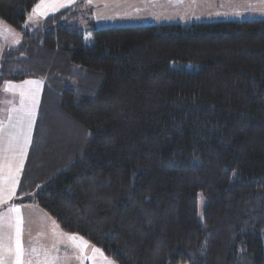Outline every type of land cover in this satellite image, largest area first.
Here are the masks:
<instances>
[{
	"label": "trees",
	"instance_id": "obj_1",
	"mask_svg": "<svg viewBox=\"0 0 264 264\" xmlns=\"http://www.w3.org/2000/svg\"><path fill=\"white\" fill-rule=\"evenodd\" d=\"M38 2L0 0V85L44 83L16 203L115 264H264V19L90 26L87 48L73 8L24 29Z\"/></svg>",
	"mask_w": 264,
	"mask_h": 264
},
{
	"label": "rangeland",
	"instance_id": "obj_2",
	"mask_svg": "<svg viewBox=\"0 0 264 264\" xmlns=\"http://www.w3.org/2000/svg\"><path fill=\"white\" fill-rule=\"evenodd\" d=\"M66 8L78 10L77 19L67 24L78 26L84 32L83 44L87 48L94 44L93 36L86 32L90 26L106 28L176 23L185 25L264 19V0H73V3L59 10ZM59 10L48 8L46 16H36L31 21L28 15L22 26L32 31L45 17ZM20 43V32L0 20V55L5 49L15 48ZM205 204V199L199 194L197 216L200 221ZM261 233L264 237V229Z\"/></svg>",
	"mask_w": 264,
	"mask_h": 264
},
{
	"label": "snow or ice",
	"instance_id": "obj_3",
	"mask_svg": "<svg viewBox=\"0 0 264 264\" xmlns=\"http://www.w3.org/2000/svg\"><path fill=\"white\" fill-rule=\"evenodd\" d=\"M90 2V0H89ZM73 3V0H40V3L35 5L32 12L29 14V21L34 17H44L48 14V8H55L59 10L61 7H66ZM27 26V25H26ZM29 86V87H25ZM5 92H12L13 95H19V108L12 107L11 112L17 113L16 122L12 123V116L8 117V122L14 131L7 133V147L0 148V205H8L6 213L0 214V227H7L9 230L15 231V248H8L10 253L15 256V264H25L23 257L25 250L21 243L23 217L21 215L20 207L11 205L9 202L16 197L17 188L19 186L20 173L24 167L25 157L27 155L28 147L32 141V130L35 123L36 110L39 103V93L41 91V84L39 81H24L21 85H16L11 82H6L4 86ZM11 103V101H8ZM4 128L0 122V143H3ZM14 214V215H13ZM71 246L79 251V253L87 252L89 245L78 234L68 236ZM55 248V245H53ZM59 251L58 248H55ZM36 248L31 249V253H36ZM91 251L103 253L100 249L92 247ZM76 259H82L81 255H76ZM60 258L52 256L50 251L44 252V264H56ZM65 260L70 257H65ZM31 264V260L27 261ZM106 264H112L111 261H106Z\"/></svg>",
	"mask_w": 264,
	"mask_h": 264
},
{
	"label": "crops",
	"instance_id": "obj_4",
	"mask_svg": "<svg viewBox=\"0 0 264 264\" xmlns=\"http://www.w3.org/2000/svg\"><path fill=\"white\" fill-rule=\"evenodd\" d=\"M56 13L57 11L53 14H50L49 16L54 15ZM47 17H45L44 19H46ZM24 81H39L41 84V91L39 93V98H38L39 103L37 106L35 123L32 130V141H33V134L37 122L38 113L40 110L44 83L42 80L39 79H26ZM24 81L11 82V83L16 85H21L23 84ZM5 83L6 82H3L0 85V103H1L0 122H2V126L5 132L3 143H0V148L7 147V139H8L7 133L10 131H14V129L11 127V124H9L8 122V117L11 115L12 123L14 124L16 122L17 113L11 112V109L12 107L19 108V100H20L18 94L13 95L12 92L4 91ZM25 87L27 88L29 86H25ZM8 101H11V103H8ZM32 141L30 146L28 147L27 155L32 145ZM27 155L25 157L24 166L26 163ZM22 173L23 170L20 173L19 184ZM9 203L11 205L20 207L21 209V215L24 221L22 225L21 243H22V247L25 250V255L23 257L25 264H27V261H29V259L31 260V264H44L45 250L50 251V254L52 256H57L60 258L56 262V264H106V261H111L112 264H115L105 255L101 256L99 253L94 254L91 251L92 247L94 246L89 243H88L89 248L87 252L82 254L79 253L77 249L71 246V242L68 240V236H70L71 234H67L63 232L57 226L54 220L35 204L33 203L18 204L16 203V197H14ZM7 210H8V205H0V214L6 213ZM83 240L86 241L85 239ZM53 245H55V248H58L59 251H56ZM9 247L13 249L15 248V231L14 229L9 230L7 227H0V264H15V256L13 253H10L8 251ZM32 248H36L37 250L36 253H31ZM76 255H81L82 259H76L75 258ZM66 256L70 257V259L65 260L64 258Z\"/></svg>",
	"mask_w": 264,
	"mask_h": 264
}]
</instances>
